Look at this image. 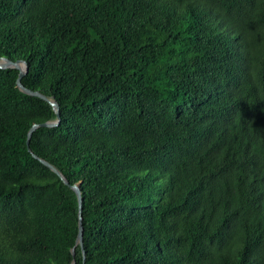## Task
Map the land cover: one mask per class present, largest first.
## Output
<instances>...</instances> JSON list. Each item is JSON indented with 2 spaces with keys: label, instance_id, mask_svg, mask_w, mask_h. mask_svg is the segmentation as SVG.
Returning a JSON list of instances; mask_svg holds the SVG:
<instances>
[{
  "label": "trees",
  "instance_id": "obj_1",
  "mask_svg": "<svg viewBox=\"0 0 264 264\" xmlns=\"http://www.w3.org/2000/svg\"><path fill=\"white\" fill-rule=\"evenodd\" d=\"M0 57L69 183L0 68V264H264V0H0Z\"/></svg>",
  "mask_w": 264,
  "mask_h": 264
},
{
  "label": "water",
  "instance_id": "obj_2",
  "mask_svg": "<svg viewBox=\"0 0 264 264\" xmlns=\"http://www.w3.org/2000/svg\"><path fill=\"white\" fill-rule=\"evenodd\" d=\"M0 68H2V69H4V68L17 69L18 70V76H17V79H16V85H17L18 89L20 91L26 93V94L34 95V96H37V97L45 100L46 102H48L52 106V108H53V110H54V112L56 114V119L51 120V121L42 122V123H35L28 130L27 139H26V145H27L28 151L31 152L30 147H29V139H30L31 133L38 127H52V126H55V125L58 124V122H59L58 104L53 99L46 97L45 95L41 94L40 92L27 89V88H25L23 86V84L21 83V79H22L23 75L25 74V72L27 70L25 62H23V61H11V60H9L7 58L0 57ZM31 154H32V156L34 158H37L41 163H43L45 166L50 168V170H52L54 173H56L61 178V180L64 183L69 185V183L66 180V178L54 166H52L47 161H45V160H43L41 158H38V156L36 154H34L32 152H31ZM70 187L76 193V196H77V199H78V206H79V210H78V232H77V236H76V239H75V244L71 248V254L74 255L75 246L79 245L81 247V250H82V255L84 256V249H83V224H82V215H81V195H80V190H79V187H78L77 184L70 185ZM70 264H75V261L72 260Z\"/></svg>",
  "mask_w": 264,
  "mask_h": 264
}]
</instances>
